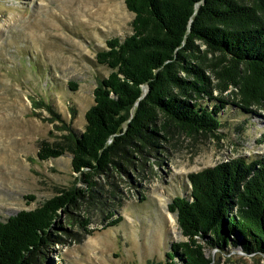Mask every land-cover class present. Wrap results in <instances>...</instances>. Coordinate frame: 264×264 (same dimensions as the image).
<instances>
[{
  "label": "rangeland",
  "instance_id": "obj_1",
  "mask_svg": "<svg viewBox=\"0 0 264 264\" xmlns=\"http://www.w3.org/2000/svg\"><path fill=\"white\" fill-rule=\"evenodd\" d=\"M134 18L126 0H0V222L63 190L85 191L69 152L42 159L40 147L83 131L97 82L110 72L96 52L131 34ZM250 108L226 105L213 132L152 125L157 133L130 138L93 176V188L61 213L45 264L168 262L172 245L186 240L168 205L189 196L188 175L233 158L264 157V108ZM206 254L213 264H264L239 244Z\"/></svg>",
  "mask_w": 264,
  "mask_h": 264
},
{
  "label": "trees",
  "instance_id": "obj_2",
  "mask_svg": "<svg viewBox=\"0 0 264 264\" xmlns=\"http://www.w3.org/2000/svg\"><path fill=\"white\" fill-rule=\"evenodd\" d=\"M126 6L135 14L132 33L106 40L96 52L110 72L97 82L83 131L72 129L62 143L44 141L39 151L42 159L69 152L85 191L63 190L0 222V264H45L61 213L93 188V176L114 162L120 146L157 133L152 125L208 133L221 126L218 114L226 105L264 108V0H126ZM188 179L189 196L168 205L186 240L159 264H211L206 245L239 244L264 256V157L233 158Z\"/></svg>",
  "mask_w": 264,
  "mask_h": 264
},
{
  "label": "water",
  "instance_id": "obj_3",
  "mask_svg": "<svg viewBox=\"0 0 264 264\" xmlns=\"http://www.w3.org/2000/svg\"><path fill=\"white\" fill-rule=\"evenodd\" d=\"M208 247H210V248H214V249H217V250H220V248H218V247H214V246H210V245H206V248H208ZM206 248H205V253H206ZM222 250V249H221ZM245 254H247L246 252H245ZM248 255H253V256H257V254H248ZM206 256H207V254H206ZM259 256H262V255H259ZM208 257V256H207ZM264 257V256H263ZM208 258H211L212 259V263L211 264H213V262H214V258L213 257H208Z\"/></svg>",
  "mask_w": 264,
  "mask_h": 264
}]
</instances>
